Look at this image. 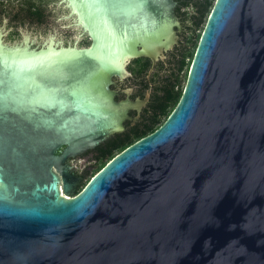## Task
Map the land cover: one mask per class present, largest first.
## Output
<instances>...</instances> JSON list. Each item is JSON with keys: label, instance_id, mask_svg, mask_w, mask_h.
<instances>
[{"label": "water", "instance_id": "1", "mask_svg": "<svg viewBox=\"0 0 264 264\" xmlns=\"http://www.w3.org/2000/svg\"><path fill=\"white\" fill-rule=\"evenodd\" d=\"M177 37L176 0L0 1V264H264V0L212 1L157 128L77 192L56 168L139 101L111 73Z\"/></svg>", "mask_w": 264, "mask_h": 264}, {"label": "flooded vegetation", "instance_id": "2", "mask_svg": "<svg viewBox=\"0 0 264 264\" xmlns=\"http://www.w3.org/2000/svg\"><path fill=\"white\" fill-rule=\"evenodd\" d=\"M176 1L178 37L158 49L154 58L147 55L131 56L126 68L111 73L117 101L139 100L116 126L118 130L110 132L95 147L82 142L71 150L66 143H59L52 150L57 170L74 192L79 191L86 181V169H83L85 163L96 168L107 161L105 155L108 150L117 153L121 147L125 148L152 132L163 122L150 130L152 120L161 116L162 110H167L176 94L179 93L178 98L181 95L195 48L192 40L199 38L202 29L200 21L209 0ZM173 106L168 108L169 112ZM59 197L68 198L60 189Z\"/></svg>", "mask_w": 264, "mask_h": 264}, {"label": "trees", "instance_id": "3", "mask_svg": "<svg viewBox=\"0 0 264 264\" xmlns=\"http://www.w3.org/2000/svg\"><path fill=\"white\" fill-rule=\"evenodd\" d=\"M208 6H209V2H207V8H206V11L207 10H209V8H208ZM206 11H205V13H206ZM205 13H203V16L205 15ZM203 18V17H202ZM202 18H201V21H200V23L202 22ZM196 41H197V38H194L193 40H192V45H193V47L195 46V44H196ZM179 94V93H178ZM178 94H176V97L174 98V100L172 101V103H170V105L168 106V108L171 106H173L175 103H176V101H177V99H178ZM167 108V110H162V115L161 116H159V117H156L155 119H153L152 120V122H153V126L150 128V130H153L157 125H159L163 120H164V117L168 114V112H169V109ZM123 149V147H121L120 149H118V151H116V152H119L120 150H122ZM115 154V152L113 153V151H110V150H108V153L105 155V156H107L106 158H107V160H109L113 155ZM106 162V161H105ZM104 162V163H105ZM104 163H100L94 170H93V173H95L99 168H101V166H103V164ZM92 173V174H93ZM91 174V175H92ZM90 175V176H91ZM86 181H87V179H86Z\"/></svg>", "mask_w": 264, "mask_h": 264}, {"label": "rangeland", "instance_id": "4", "mask_svg": "<svg viewBox=\"0 0 264 264\" xmlns=\"http://www.w3.org/2000/svg\"><path fill=\"white\" fill-rule=\"evenodd\" d=\"M212 1L213 0H209V6H208L209 9L212 6ZM6 2H10V1L8 0ZM11 2H13V0H11ZM208 11L209 10L206 11L205 15L202 18L200 29L202 28V25L204 24V19H205L206 14H207ZM83 169H86V174H85V178L84 179H88L90 177V175L93 173V170L95 169V167L91 166V164L89 165V163H85V167Z\"/></svg>", "mask_w": 264, "mask_h": 264}]
</instances>
